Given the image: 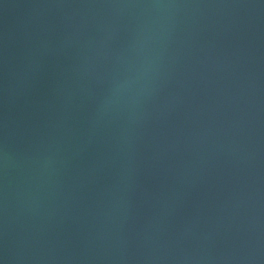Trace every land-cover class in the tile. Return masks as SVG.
Segmentation results:
<instances>
[{"label": "water", "instance_id": "obj_1", "mask_svg": "<svg viewBox=\"0 0 264 264\" xmlns=\"http://www.w3.org/2000/svg\"><path fill=\"white\" fill-rule=\"evenodd\" d=\"M0 264H264V0H0Z\"/></svg>", "mask_w": 264, "mask_h": 264}]
</instances>
